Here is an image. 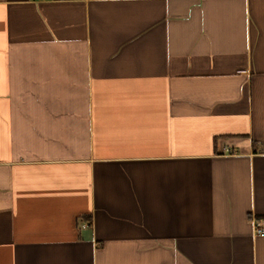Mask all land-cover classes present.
Wrapping results in <instances>:
<instances>
[{
	"label": "crops",
	"instance_id": "1",
	"mask_svg": "<svg viewBox=\"0 0 264 264\" xmlns=\"http://www.w3.org/2000/svg\"><path fill=\"white\" fill-rule=\"evenodd\" d=\"M264 0H0V264H264Z\"/></svg>",
	"mask_w": 264,
	"mask_h": 264
},
{
	"label": "built area",
	"instance_id": "2",
	"mask_svg": "<svg viewBox=\"0 0 264 264\" xmlns=\"http://www.w3.org/2000/svg\"><path fill=\"white\" fill-rule=\"evenodd\" d=\"M253 232L256 237L264 236V218L253 220Z\"/></svg>",
	"mask_w": 264,
	"mask_h": 264
}]
</instances>
